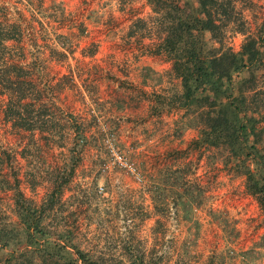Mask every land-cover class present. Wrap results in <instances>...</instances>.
<instances>
[{
  "label": "rangeland",
  "instance_id": "1",
  "mask_svg": "<svg viewBox=\"0 0 264 264\" xmlns=\"http://www.w3.org/2000/svg\"><path fill=\"white\" fill-rule=\"evenodd\" d=\"M0 7V20L22 30L20 43L10 42L18 47L10 60L31 71L64 122V137L56 141L14 126L0 85L5 178L17 174L24 193L41 202L48 183H36L35 174L75 155L58 219L63 216L80 248L113 262L127 261L132 249L154 264H264L263 213L245 178L229 173L213 149L195 145L196 127L182 131L188 124L182 110L149 115L151 92L171 94L179 80L171 61L157 53L147 0H0ZM238 7L254 31L264 19V0H238ZM244 38L231 29L227 42L239 50ZM75 123L85 128L86 140L75 137ZM157 184L166 196L160 214ZM188 197L192 203L181 205ZM0 215L2 224L17 221L11 190H0Z\"/></svg>",
  "mask_w": 264,
  "mask_h": 264
},
{
  "label": "trees",
  "instance_id": "2",
  "mask_svg": "<svg viewBox=\"0 0 264 264\" xmlns=\"http://www.w3.org/2000/svg\"><path fill=\"white\" fill-rule=\"evenodd\" d=\"M147 2L159 38L157 53L171 61V73L179 80V89L171 94L151 92L149 115L182 110L181 117L188 123L182 131L188 125L196 127L195 145L213 149L229 173L245 178L246 191L256 199L264 218V19L254 31L246 27L238 0ZM20 27L0 20V85L7 95L4 113L14 126L55 140L62 134L63 118H56L31 71L10 60L18 50L10 42L17 46L22 39ZM231 29L245 35L239 50L228 45ZM148 71L159 77L152 68ZM75 124V137L86 140L85 128ZM75 157L71 163L68 160L35 174L36 183L41 179L48 183L41 202L24 193L17 174L10 179L0 173V190L12 191L17 216V221L4 224L0 218V264H154L132 249L127 250V261L113 262L76 244L71 227L57 216L75 173ZM174 175L175 171L169 173L170 178ZM153 190L157 213H165V189L157 184ZM191 203L189 197L181 200L183 206Z\"/></svg>",
  "mask_w": 264,
  "mask_h": 264
},
{
  "label": "built area",
  "instance_id": "3",
  "mask_svg": "<svg viewBox=\"0 0 264 264\" xmlns=\"http://www.w3.org/2000/svg\"><path fill=\"white\" fill-rule=\"evenodd\" d=\"M129 167H130V169H131V170H134V168H133V165H132V164H130V165H129ZM135 171H136V168H135ZM139 177H140V176H139Z\"/></svg>",
  "mask_w": 264,
  "mask_h": 264
}]
</instances>
